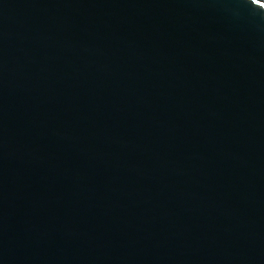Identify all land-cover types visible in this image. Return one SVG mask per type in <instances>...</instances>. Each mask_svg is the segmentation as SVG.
<instances>
[{
  "label": "water",
  "instance_id": "water-1",
  "mask_svg": "<svg viewBox=\"0 0 264 264\" xmlns=\"http://www.w3.org/2000/svg\"><path fill=\"white\" fill-rule=\"evenodd\" d=\"M0 264H264V7L0 0Z\"/></svg>",
  "mask_w": 264,
  "mask_h": 264
},
{
  "label": "snow or ice",
  "instance_id": "snow-or-ice-1",
  "mask_svg": "<svg viewBox=\"0 0 264 264\" xmlns=\"http://www.w3.org/2000/svg\"><path fill=\"white\" fill-rule=\"evenodd\" d=\"M253 2L257 3L260 5V7H264V3H262V0H253Z\"/></svg>",
  "mask_w": 264,
  "mask_h": 264
}]
</instances>
